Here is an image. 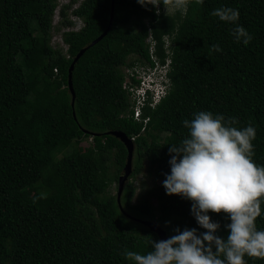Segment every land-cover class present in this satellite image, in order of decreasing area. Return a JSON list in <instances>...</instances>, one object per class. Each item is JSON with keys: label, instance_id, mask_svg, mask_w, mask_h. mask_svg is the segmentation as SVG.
I'll list each match as a JSON object with an SVG mask.
<instances>
[{"label": "trees", "instance_id": "1", "mask_svg": "<svg viewBox=\"0 0 264 264\" xmlns=\"http://www.w3.org/2000/svg\"><path fill=\"white\" fill-rule=\"evenodd\" d=\"M77 1L61 7L63 26L74 25L69 10L84 22L64 32V53L51 46L58 0H0V264H134L126 252L146 253L151 240H160L141 221L159 224L167 239L177 229L204 230L191 201L166 194L162 184L170 144L188 135L183 120L195 112L236 117L237 127L253 124V159L264 165V0H190L186 11L173 13L166 11L173 0L147 7L115 0L111 29L94 46L109 27L113 0H82L73 9ZM224 7L239 10L238 23L252 36L247 46L234 40V25L211 15ZM150 37L160 64L170 61V86L136 120L124 70L155 65ZM88 46L73 72V105L69 70ZM115 131L134 144L129 180L147 164L155 168L157 206L144 198L134 204L129 180L121 206L112 192L128 158ZM84 140L92 144L82 148ZM261 209L258 229L264 203ZM209 215L226 238L227 214Z\"/></svg>", "mask_w": 264, "mask_h": 264}, {"label": "clouds", "instance_id": "2", "mask_svg": "<svg viewBox=\"0 0 264 264\" xmlns=\"http://www.w3.org/2000/svg\"><path fill=\"white\" fill-rule=\"evenodd\" d=\"M137 2L144 7L159 4L156 0ZM189 2L173 0V7L184 12ZM76 6L73 9H77ZM211 15L234 25L232 35L237 43L247 46L252 40L247 29L238 23V9H214ZM211 48L222 51L218 44ZM169 63L168 60L165 66L160 62L133 66L141 68L143 76L149 77L153 86L146 88L144 105L153 106L155 103L158 79L165 70L162 85L167 94ZM136 83L141 86V81ZM237 123L236 117L226 118L211 111H198L193 113L191 120H183L188 135L179 144H170V172L164 174L162 184L166 194L191 201V214L205 231L177 229L176 234L166 240H151L150 250L146 253H125L134 264H247L245 256L264 258V229L256 226V218L262 215L261 204L264 203V165H258L253 159L255 126L248 123L237 127ZM209 212L227 214L230 223L225 225L228 230L226 238L217 235L220 224L211 219Z\"/></svg>", "mask_w": 264, "mask_h": 264}, {"label": "rangeland", "instance_id": "3", "mask_svg": "<svg viewBox=\"0 0 264 264\" xmlns=\"http://www.w3.org/2000/svg\"><path fill=\"white\" fill-rule=\"evenodd\" d=\"M81 1L82 0H78L73 8H75L76 5L79 6ZM58 2L60 5H59V8L57 9L54 17H53V30H52V34H51L52 35L51 36V46L54 49H60L64 53H66L68 46L63 41L64 32H66V31H79L84 26V22H83V20L74 16L72 11L69 10V13H68L69 18L74 23V25L72 27H68V28L63 26L62 25L63 19L61 18V7L68 5L71 2V0H58ZM166 11H167V13H173L176 11V9L173 7V4H171L167 8ZM131 60H136V57L135 56L131 57ZM138 65L145 66V65L140 64V63ZM146 66H148V65H146ZM124 72H125V70H124ZM91 144H92L91 140H84L81 146H82V148H85V147L90 146ZM134 159L135 158L133 157V162H134ZM114 169L115 168H113L112 171H114ZM153 169H155V168L151 169L150 166L147 164L145 166L143 173H141L137 178L129 180V182H132L134 184V186L136 187V190H137L135 198H134V204L139 203L141 201V199L144 198V199H150L152 204H154L155 206L158 205L157 197L154 195L153 191L155 192L154 187L156 184H159V183H155ZM111 188H112V192L114 194H117L118 193L117 189H119V184L114 183ZM203 231H205V230H201V232H203ZM217 235H219L221 238H224V234H223L221 229H219L217 231Z\"/></svg>", "mask_w": 264, "mask_h": 264}, {"label": "built area", "instance_id": "4", "mask_svg": "<svg viewBox=\"0 0 264 264\" xmlns=\"http://www.w3.org/2000/svg\"><path fill=\"white\" fill-rule=\"evenodd\" d=\"M148 41L151 43L152 59H153V61H155L156 64H158L159 62L157 60V57L154 56L156 42L153 41L151 37L149 38ZM166 72L167 71L165 70L164 73H162V75L158 79L157 87L159 88V90L157 91V93L154 96L155 103H158L162 99V97L166 94V91L164 90L165 87H163V85H162L163 81L166 78V75H165ZM125 75L126 76H125L123 88L129 94L130 100L132 102V107L134 110L135 119L141 120L142 108L144 105V101L147 98L146 88L153 87V86L148 81L149 77L143 76L141 68L140 69L137 67L128 68V69H126ZM137 81H141L140 87L136 86ZM155 103L153 104V106L155 105Z\"/></svg>", "mask_w": 264, "mask_h": 264}, {"label": "water", "instance_id": "5", "mask_svg": "<svg viewBox=\"0 0 264 264\" xmlns=\"http://www.w3.org/2000/svg\"><path fill=\"white\" fill-rule=\"evenodd\" d=\"M114 16H115V0H113V4H112L109 27L99 38H97L91 44V46H94L95 44H97L101 39H103V37H105L108 34V32L111 29V26L113 24ZM91 46H88L79 52V54L74 59L72 65L70 67V70H69V82L68 83H69V88H70L71 94L73 96V105H74V101H75V91H74V87H73V72L75 69V65L81 59V57L85 54V52L89 49V47H91ZM112 134L115 135L117 138H119L128 148V158H127L126 166L124 168V174L121 175L120 179H119L118 202L121 206V196L123 193L124 186H125L126 182L129 180L130 176L132 175V171H133L134 144H133V141L131 139H129L124 133L115 131V132H112ZM141 222L144 223L145 225L149 226L155 232H157L159 237H160V240H166L167 239L166 231L159 224L152 222V221H141Z\"/></svg>", "mask_w": 264, "mask_h": 264}]
</instances>
